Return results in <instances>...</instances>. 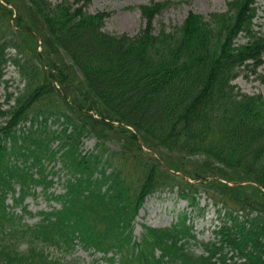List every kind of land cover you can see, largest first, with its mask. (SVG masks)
I'll return each instance as SVG.
<instances>
[{"label":"trees","instance_id":"16d2710c","mask_svg":"<svg viewBox=\"0 0 264 264\" xmlns=\"http://www.w3.org/2000/svg\"><path fill=\"white\" fill-rule=\"evenodd\" d=\"M257 1L158 28L176 3L151 1L130 36L105 32L91 0H0V75L19 79L0 104V264H82L78 248L106 264H264V96L233 84L264 62ZM163 192L193 209L205 196L212 239L187 211L137 236Z\"/></svg>","mask_w":264,"mask_h":264},{"label":"rangeland","instance_id":"374dc122","mask_svg":"<svg viewBox=\"0 0 264 264\" xmlns=\"http://www.w3.org/2000/svg\"><path fill=\"white\" fill-rule=\"evenodd\" d=\"M53 3L59 0H51ZM152 0H91L87 11L94 13L97 11H106L109 17L104 24V30L112 34L126 33L130 36L136 35L144 26V21L138 11V6L148 4ZM162 1V0H155ZM176 2L174 6L157 16L154 25L156 28L160 24L167 27L181 24L189 12H194L208 17L212 12H222L226 9L227 0H172ZM257 24L264 26V0H258ZM259 27V26H258ZM243 41L242 39L240 42ZM264 63L256 73H250L243 70L242 73L234 80L233 84L236 89L246 94H262L264 96ZM19 86V79L12 66H8L3 75H0V104L6 101L9 93L16 90ZM94 146L93 140L85 143V150H91ZM60 192L61 189L57 188ZM37 204L31 197L25 200L32 211L38 209H48L47 203L38 198ZM208 204V205H207ZM187 211L194 223V229L198 239L209 241L212 239V230L220 224L218 213L215 207L202 196L197 208L193 209L187 206L183 200H179L175 193L163 192L156 193L147 198L143 207L139 210L136 218L135 234L139 236L142 225L152 227H165L175 222L180 213ZM28 221H33L30 218ZM196 249V246H194ZM198 252V250H196ZM82 264H106L97 253L93 255L78 248L76 254Z\"/></svg>","mask_w":264,"mask_h":264}]
</instances>
